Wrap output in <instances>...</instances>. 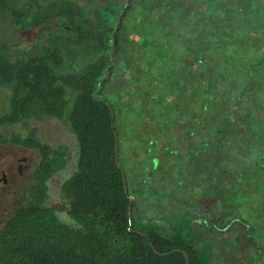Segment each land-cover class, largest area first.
<instances>
[{
    "label": "trees",
    "instance_id": "obj_1",
    "mask_svg": "<svg viewBox=\"0 0 264 264\" xmlns=\"http://www.w3.org/2000/svg\"><path fill=\"white\" fill-rule=\"evenodd\" d=\"M106 1L0 0V102L8 103L0 146L38 156L23 201L0 228V264H211L207 232L221 237L234 226L205 213L167 230L135 221L114 106L103 96L120 62L130 82L146 72L165 100L179 98L178 110L160 112L183 123L172 134L198 137V162L218 172L219 187L232 183L224 197L238 189L263 207L264 0ZM45 117L77 143L75 169L59 188L71 224L46 202L69 148L42 142L36 126L9 130Z\"/></svg>",
    "mask_w": 264,
    "mask_h": 264
},
{
    "label": "rangeland",
    "instance_id": "obj_2",
    "mask_svg": "<svg viewBox=\"0 0 264 264\" xmlns=\"http://www.w3.org/2000/svg\"><path fill=\"white\" fill-rule=\"evenodd\" d=\"M105 4L110 7L112 2L107 0ZM102 16H105L104 13ZM123 66L121 62L116 66L112 78L103 89V96L114 106L118 160L134 200L132 215L135 221L143 225L156 224L167 230L176 220L185 217L194 221L204 213L207 219L215 217L224 221L231 218L230 226L235 224L230 232L221 234V237L210 232L206 234L213 241L211 264H264V235L259 234L264 228V200L263 207L248 204L249 201L242 199L247 195L239 193L238 189H233L230 198L226 199L224 196L231 190L232 183H225L229 190L223 189L224 181L223 186L219 187L218 172L216 175L209 173L211 169L198 162L202 155L196 144L198 137L172 134L178 128L180 130L183 123L180 119L173 121L170 114L160 112L162 105L178 110L179 98L173 99L172 103L167 101L168 98L165 100L166 91L157 86L153 75L149 76L146 72L141 83L138 82L141 80L137 78L138 74L135 78L132 76L130 82ZM7 111L8 103L0 102V114ZM35 126L42 142L52 146L64 144L70 150L66 168L53 175L47 183L46 202L55 208L63 222L71 224L59 188L75 169V137L51 117H45L41 122L23 121L9 130L25 135L30 127ZM201 143L202 139L199 148ZM23 157L29 161L19 175L17 160ZM37 161V154L31 150L14 145L0 146V181L2 173L7 179L6 184L0 182V228L23 201V191ZM239 219L246 223H241ZM249 227L252 230L245 238ZM199 231L202 234L206 232L203 228Z\"/></svg>",
    "mask_w": 264,
    "mask_h": 264
},
{
    "label": "flooded vegetation",
    "instance_id": "obj_3",
    "mask_svg": "<svg viewBox=\"0 0 264 264\" xmlns=\"http://www.w3.org/2000/svg\"><path fill=\"white\" fill-rule=\"evenodd\" d=\"M15 147H19V146H15ZM20 148H22V147H20ZM23 149H25V148H23ZM25 150H30V149H25ZM31 151H33V150H31ZM33 152L36 153L35 151H33ZM28 161L29 160L26 157H23V158L17 160V163H18L17 164V171H18L19 175H21L23 166L25 164H28ZM0 182L3 184H6V182H7L6 175L4 173H2V180Z\"/></svg>",
    "mask_w": 264,
    "mask_h": 264
},
{
    "label": "water",
    "instance_id": "obj_4",
    "mask_svg": "<svg viewBox=\"0 0 264 264\" xmlns=\"http://www.w3.org/2000/svg\"><path fill=\"white\" fill-rule=\"evenodd\" d=\"M126 1H129V0H126ZM125 7H127V4L125 5Z\"/></svg>",
    "mask_w": 264,
    "mask_h": 264
}]
</instances>
